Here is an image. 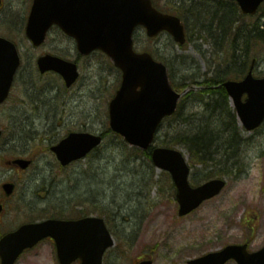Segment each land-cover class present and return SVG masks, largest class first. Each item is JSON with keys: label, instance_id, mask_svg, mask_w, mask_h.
Instances as JSON below:
<instances>
[{"label": "rangeland", "instance_id": "1", "mask_svg": "<svg viewBox=\"0 0 264 264\" xmlns=\"http://www.w3.org/2000/svg\"><path fill=\"white\" fill-rule=\"evenodd\" d=\"M192 1L154 0L159 9L182 18L189 38L186 47L177 46L168 33L149 39L140 28L135 34L136 50L151 52L167 64L176 86L192 80L202 82L214 75V67H210L213 47L203 38L211 34L202 31L211 24L208 12L216 9L214 4L218 9H229V3ZM6 2L7 21L4 25L0 21V36L15 42L23 56V69L11 97L0 107V129L4 132L0 140V190L4 182L18 184L3 214L7 216L6 228L32 217H102L116 241L103 264H135L141 256L152 258L154 264H188L231 244L249 241L252 251L264 246V127L247 132L233 118L230 101L223 107L225 116L218 112L211 118L229 132H237L239 139L233 145L219 141L227 156L220 161L215 157V163L220 162L216 166L213 163L210 168L193 169L190 180L197 186V181L205 180L211 172L214 177H224L228 186L190 216L179 218L170 177L110 132L108 107L120 84V72L101 53L80 57L75 42L56 29L45 45L35 49L22 38L21 27H9H14L15 16L18 20L27 13L31 0ZM235 17L244 31L252 22L264 24L260 12L248 17L238 11ZM263 48L257 46L248 62L250 67L256 60L254 72L258 77L264 76ZM44 54L78 61L81 77L76 86L66 90L63 81L53 75L32 79L35 60ZM208 99V95L187 99L178 116L164 122L156 145L177 148L190 159L186 147L175 140L209 122L210 114L204 110ZM71 132L104 134L105 141L99 151L62 169L50 148ZM18 157L33 159L34 165L28 171L7 165ZM18 264L59 263L54 245L46 241Z\"/></svg>", "mask_w": 264, "mask_h": 264}, {"label": "water", "instance_id": "2", "mask_svg": "<svg viewBox=\"0 0 264 264\" xmlns=\"http://www.w3.org/2000/svg\"><path fill=\"white\" fill-rule=\"evenodd\" d=\"M234 1L238 2L244 14L250 15L256 14L264 2ZM55 24L76 39L81 55L88 56L100 50L122 71V85L110 103V126L131 146L148 150L162 120L177 111L183 95L174 90L164 64L155 61L148 53L134 50V34L138 27H144L150 38L166 31L183 46L186 44V31L181 19L158 11L152 0H35L27 28V36L33 45H42ZM38 64L43 73L55 71L61 74L68 87L79 78L76 64L57 57L44 56ZM19 66L16 46L0 39V105L9 96ZM224 87L242 124L248 130L260 127L264 122V79H256L250 72L245 80L228 81ZM244 95L248 96L245 102L242 101ZM101 143V136L71 134L52 150L66 166L85 157ZM152 160L158 169L171 173L182 217L219 195L226 186L222 180H213L193 188L189 183L190 168L183 154L177 150L156 148L152 152ZM14 164L27 169L31 162L17 160ZM14 188L12 184L4 185L6 195L10 196ZM48 237L56 241L60 264H72L78 259L82 264H102L104 253L114 246L102 219L49 220L23 226L5 236L0 241L2 264H15L24 250L33 248ZM230 259H236L239 264H264V249L249 255L245 246H230L190 264H225ZM140 264L152 263L145 261Z\"/></svg>", "mask_w": 264, "mask_h": 264}, {"label": "trees", "instance_id": "3", "mask_svg": "<svg viewBox=\"0 0 264 264\" xmlns=\"http://www.w3.org/2000/svg\"><path fill=\"white\" fill-rule=\"evenodd\" d=\"M192 3H195L194 0ZM221 3L224 5L228 4V2ZM225 10L223 7H220V9L216 8L208 12L211 18V24L207 30L202 31L211 34V37L206 38L207 36H203V38L205 42L211 44L213 47V53L211 54L212 65L210 67H214V70L211 71L214 75L206 78L200 84L207 87L201 94H208L212 97L209 100L212 103H209L207 109V113L211 115L210 120H208L209 122L205 126L200 127L195 132L182 134L175 140L176 144L186 147L192 162H197V164L202 163L208 165L210 162H216L215 157H218L217 160L226 157L228 152L221 150L219 141L223 140L225 143L227 142V144L232 145L231 142L237 140V132H229L226 128H222L221 124H216V122L211 121V118L218 112H221L225 116L226 110L223 107L228 106V95L225 88L220 85L227 79L239 80L242 78L249 70L248 62L250 56L257 49V46L264 47V24L261 25L260 22H252L247 27V31H244L241 28L242 25L236 20L238 18L235 17V13L238 12L237 5L235 3H229L228 11ZM260 15L264 20V5L260 9ZM236 23L239 24V27H236ZM244 34L246 36L243 37ZM221 55L224 57L222 58ZM215 58L220 61H216ZM222 60L223 62H221ZM240 64H242V67L238 66ZM221 71L223 72L221 73ZM193 83L196 82L193 81ZM184 87L181 85L180 89ZM133 150L139 153L137 155H145L150 160L149 153H143L136 149ZM219 161L218 163H220ZM210 177L211 175L207 179H210Z\"/></svg>", "mask_w": 264, "mask_h": 264}, {"label": "flooded vegetation", "instance_id": "4", "mask_svg": "<svg viewBox=\"0 0 264 264\" xmlns=\"http://www.w3.org/2000/svg\"><path fill=\"white\" fill-rule=\"evenodd\" d=\"M0 1H1V2H0V21H1V24L4 25V24H5V21H7V17L4 16V15H5V11H7V2H6V0H0ZM31 5H32V3L30 4L29 8L27 9L28 13L30 12ZM7 12H8V11H7ZM28 15H29V14H28ZM15 19H16V21L18 22L17 25H20L21 27H25V26H26V24H25L26 22H25V21H27L28 16H26V14H25L23 17H20V18H19L20 20H17V16H15ZM0 202H2V198L0 199ZM3 203H4V212H5V210H6V205H5V202H3ZM6 218H7V216H0V232H4L3 230H4V228H5ZM30 219H33V218H30ZM32 221H33V220H28V221L22 222V223H20V224H18V225H16V226H14L13 228H11V229L9 230V232L15 231L16 229H18V228H19L21 225H23V224L33 223ZM46 241L51 242V243L55 246V243H54V241H53L52 239H47ZM46 241H44V242H46ZM34 250H35V249H33V250H29V251H27L26 253H30V252H32V251H34ZM144 258H145V256L142 257V258L140 259V261H142Z\"/></svg>", "mask_w": 264, "mask_h": 264}, {"label": "bare ground", "instance_id": "5", "mask_svg": "<svg viewBox=\"0 0 264 264\" xmlns=\"http://www.w3.org/2000/svg\"><path fill=\"white\" fill-rule=\"evenodd\" d=\"M215 118H217V119H218L219 117L217 116V117H215ZM212 121L214 122V120H212ZM217 128H218V127H217ZM217 128H216V129H217Z\"/></svg>", "mask_w": 264, "mask_h": 264}]
</instances>
